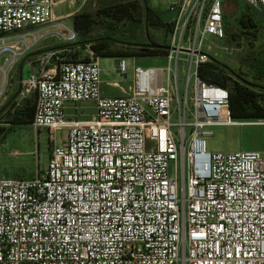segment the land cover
Instances as JSON below:
<instances>
[{
    "label": "built area",
    "instance_id": "built-area-1",
    "mask_svg": "<svg viewBox=\"0 0 264 264\" xmlns=\"http://www.w3.org/2000/svg\"><path fill=\"white\" fill-rule=\"evenodd\" d=\"M225 1L172 4L167 82L162 69L134 65L127 96L102 95L92 51L88 61L70 49L40 55L15 99H35L33 126L53 149L43 175L0 178V264H264V153L206 145L208 128L264 124L234 120L228 89L199 77L211 61L204 39L226 36ZM243 1L264 16V0ZM64 2L0 0V100L12 70L43 42L78 41L55 16ZM128 68L119 58L125 79ZM85 102L93 116L69 118L68 104Z\"/></svg>",
    "mask_w": 264,
    "mask_h": 264
},
{
    "label": "rangeland",
    "instance_id": "rangeland-1",
    "mask_svg": "<svg viewBox=\"0 0 264 264\" xmlns=\"http://www.w3.org/2000/svg\"><path fill=\"white\" fill-rule=\"evenodd\" d=\"M101 0H65L56 8V15H64L63 22L72 26L73 22L67 15L75 11H86L94 13L97 9L98 3ZM108 1V0H104ZM180 0H149L150 7L157 9L164 22H170L172 13L169 11L170 6ZM239 0H226L224 2L225 12V31L224 39H217L213 36H208L203 41V52L211 59L226 65L230 71L234 72V77L237 76L257 84L262 87L259 89L264 94V78L259 80L262 75L257 73V64L263 63L264 66V16L249 7L244 2ZM242 4L256 25L257 29L249 28L247 31H242L239 24L241 16ZM244 9V8H243ZM146 28L138 33L136 41L130 40L129 34L118 33L116 38L122 41L137 42L138 44H148V40L144 35ZM247 32V33H245ZM151 39L157 41L163 36V33L157 29H150ZM171 35L168 36V43H170ZM199 40V38H198ZM44 43V42H43ZM42 43V44H43ZM37 50L43 55L50 51H60L58 49L65 44L57 39H48ZM160 44H163L161 42ZM85 60L90 58L88 50H71L68 56L71 59ZM128 61V77L125 79L117 71V58L115 57H101L99 59L101 68V80L103 81L102 89L117 90L125 93L129 91L133 77V67L137 65L143 69L157 68L163 70V78L165 83L168 78V67H174L175 62H169L165 57H141V58H127ZM35 68L39 63L33 64ZM189 65V57L181 56L179 62V87L182 92L186 87V75ZM15 73L13 90L0 100V110L16 95L18 91V75ZM238 78V77H237ZM236 78V79H237ZM194 78H191L189 89L194 85ZM118 88V89H117ZM121 89V90H120ZM73 110L71 113L76 115L73 119L80 115L83 119L85 116L95 112L92 103H80L74 105L68 104ZM68 114V113H67ZM8 111L0 116V178H22L33 179L39 173L43 175L47 170L49 164V157L53 149V144L49 141V133L45 129L36 130L33 125L7 124ZM174 124L178 122V118L174 117ZM176 130V127H174ZM207 131L211 135L206 138L207 151L210 153L218 152H240L257 150L264 153V124L263 125H233V126H215L208 128ZM66 130L57 134V142L59 143L65 136ZM175 162L171 163V171L174 173Z\"/></svg>",
    "mask_w": 264,
    "mask_h": 264
},
{
    "label": "trees",
    "instance_id": "trees-1",
    "mask_svg": "<svg viewBox=\"0 0 264 264\" xmlns=\"http://www.w3.org/2000/svg\"><path fill=\"white\" fill-rule=\"evenodd\" d=\"M240 6L242 9L238 21L242 31H247L249 28L257 29L245 9L248 7L242 4ZM72 22L75 31L78 33V41L55 50L89 49L96 59L101 57L132 59L166 57L169 53L168 36L171 32V24L162 20L160 12L150 7L148 0H101L94 13L78 12L73 15ZM143 26L146 28L144 35L149 42L148 44L140 45L137 42L122 41L116 38L118 33H128L130 40L136 41ZM152 28L163 33V36L157 41L151 39L150 29ZM161 42L163 44H160ZM39 53L41 52L30 56ZM74 57L75 59L72 60L79 61L77 56ZM89 59L85 60L88 61ZM254 68L264 78L263 63H259L258 66L256 64ZM233 75L234 72L230 71L226 65L213 59L199 69L200 79L209 84L228 89L229 107L234 120H264V94L259 90L262 87L239 76L236 79ZM35 105L36 101L33 98L19 106L16 105V99L11 98L0 110V116L8 111L7 124L33 125Z\"/></svg>",
    "mask_w": 264,
    "mask_h": 264
},
{
    "label": "crops",
    "instance_id": "crops-1",
    "mask_svg": "<svg viewBox=\"0 0 264 264\" xmlns=\"http://www.w3.org/2000/svg\"><path fill=\"white\" fill-rule=\"evenodd\" d=\"M239 1L240 2H244L243 0H239ZM148 3H149V0H148ZM244 3L246 4V2H244ZM149 6H150V4H149ZM78 12L79 11H75L73 13H69L67 16L70 17V19H72L73 15L76 14V13H78ZM55 16L56 17H64V15H56V9H55ZM86 50H88L89 53L91 52V50H89V49H86ZM36 53H38V52L36 51L33 54H36ZM39 57H40V55L39 56L38 55L28 56L27 58H24L18 64V66L12 70V72H11L12 84H11V88L9 89V92L8 93H10L13 90V86L15 85L14 84L15 73H17L16 75H18V78H19L18 79V84H17L18 85V91H19V81L21 80L22 77L27 76L29 74V72H31L32 70H34L35 66L33 64L37 62V60L39 59ZM259 80H262V77L259 78ZM103 84L104 83L102 81V85ZM102 85H101V91H102V95L105 96V97H119V96H127V95H129V91L127 93H125V90H122V92H118L117 90L113 91V90H108V89H105V88L102 89ZM18 91H17V93H18ZM17 93H16V95H17ZM16 95H14L12 98H15ZM71 110H73L72 107L71 106H68V109H67L68 116H69V118L73 119L74 117H76V115L72 114L71 113ZM94 113L95 112H93V113L85 116L83 119H80V120H88V119H90L93 116ZM81 116L82 115H80L79 118H81ZM79 118H78V115H77V119H79Z\"/></svg>",
    "mask_w": 264,
    "mask_h": 264
},
{
    "label": "water",
    "instance_id": "water-1",
    "mask_svg": "<svg viewBox=\"0 0 264 264\" xmlns=\"http://www.w3.org/2000/svg\"><path fill=\"white\" fill-rule=\"evenodd\" d=\"M118 63H119V58H117V62H116V64L118 65Z\"/></svg>",
    "mask_w": 264,
    "mask_h": 264
}]
</instances>
